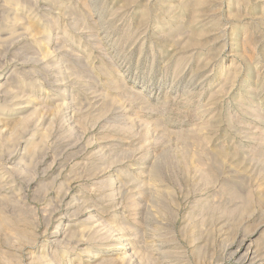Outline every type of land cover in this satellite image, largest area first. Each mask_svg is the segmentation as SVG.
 Masks as SVG:
<instances>
[{
	"label": "rangeland",
	"instance_id": "rangeland-1",
	"mask_svg": "<svg viewBox=\"0 0 264 264\" xmlns=\"http://www.w3.org/2000/svg\"><path fill=\"white\" fill-rule=\"evenodd\" d=\"M0 264H264V0H0Z\"/></svg>",
	"mask_w": 264,
	"mask_h": 264
}]
</instances>
